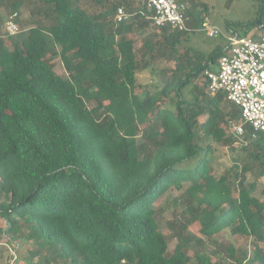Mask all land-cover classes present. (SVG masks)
<instances>
[{"label": "trees", "instance_id": "obj_1", "mask_svg": "<svg viewBox=\"0 0 264 264\" xmlns=\"http://www.w3.org/2000/svg\"><path fill=\"white\" fill-rule=\"evenodd\" d=\"M182 1L198 28L206 10ZM147 15L143 0H0V239L25 264H264V134L230 133L240 111L204 77L226 47L186 55L189 33Z\"/></svg>", "mask_w": 264, "mask_h": 264}, {"label": "built area", "instance_id": "obj_2", "mask_svg": "<svg viewBox=\"0 0 264 264\" xmlns=\"http://www.w3.org/2000/svg\"><path fill=\"white\" fill-rule=\"evenodd\" d=\"M148 9L147 18L156 28L168 26L182 33L207 32L210 38L225 37L226 50L218 60L216 70L206 71L207 93L224 94L240 110L242 124L235 126V135L244 133L248 125L254 132L264 134V36H241L230 31L228 35L205 18L198 28L188 25V7L182 0H143ZM127 18L118 10L116 20ZM19 15L13 13L4 23V34L14 37L20 32Z\"/></svg>", "mask_w": 264, "mask_h": 264}, {"label": "rangeland", "instance_id": "obj_3", "mask_svg": "<svg viewBox=\"0 0 264 264\" xmlns=\"http://www.w3.org/2000/svg\"><path fill=\"white\" fill-rule=\"evenodd\" d=\"M203 8H198L197 11H205L204 18L208 20V23L211 26L218 27L224 35H228L230 32L227 26L232 28L242 29L240 33H244L247 27L246 24L255 23L258 28H253L249 30L248 35L253 37L264 36V28H259L258 21L261 22V25H264V0H197ZM207 7V8H204ZM89 13L93 12V8H86ZM28 18V12L23 10L20 13V22ZM260 18V19H259ZM238 25V26H237ZM241 27V28H239ZM252 27V26H248ZM21 29V28H20ZM4 31V28H3ZM227 41L225 37L219 36L217 38H210L207 32H193L189 33L187 42L183 44L181 51L186 55L192 54H201L207 56L213 49L217 47H226ZM55 71L57 74L62 75L64 73V68L59 59L55 61ZM139 81L142 85L146 86L148 90L154 92L156 90L155 85L157 80L153 74L149 72L139 73ZM230 133H233L231 131ZM230 151L224 147H220L219 150L215 153V172L218 174L224 173L227 168L231 166ZM264 190V178L261 181L257 195L264 197L262 194ZM176 196L175 192L168 193V200H171ZM166 197V199H167ZM166 202V201H165ZM172 209H167L163 214L162 218L164 221H167L172 218L171 214ZM3 224L0 223V227ZM198 225H193L191 230L198 232ZM165 234L169 232L164 230ZM226 239L227 243H232L237 250L251 248L249 240L240 237H231L228 234L224 236H216L218 240ZM176 244V240L172 239L169 243V251L172 252ZM0 264H25L23 258L26 256L27 247H18L15 248L11 244H6L5 240L0 239ZM215 260V259H214Z\"/></svg>", "mask_w": 264, "mask_h": 264}, {"label": "crops", "instance_id": "obj_4", "mask_svg": "<svg viewBox=\"0 0 264 264\" xmlns=\"http://www.w3.org/2000/svg\"><path fill=\"white\" fill-rule=\"evenodd\" d=\"M183 2H184V1H183ZM184 3H185V2H184ZM185 4H186V3H185ZM186 5H187V4H186ZM187 7H188V6H187ZM205 18H206V17H205ZM205 18H204V19H205ZM204 19H203V20H204ZM216 67H217V65H216ZM215 70H216V68H215ZM223 95H224V94H223ZM225 97H226V96H225ZM226 99H227V98H226ZM230 103H231V102H230ZM231 104H232V103H231ZM233 105H234V104H233ZM234 106H235V105H234ZM235 107H236V106H235ZM237 108H238V107H237ZM239 111H240V110H239ZM234 127H235V126H234ZM234 127H233V129H232L233 134H235Z\"/></svg>", "mask_w": 264, "mask_h": 264}, {"label": "water", "instance_id": "obj_5", "mask_svg": "<svg viewBox=\"0 0 264 264\" xmlns=\"http://www.w3.org/2000/svg\"><path fill=\"white\" fill-rule=\"evenodd\" d=\"M260 19V18H259ZM258 26H259V28H264V25H261V22L260 21H258Z\"/></svg>", "mask_w": 264, "mask_h": 264}]
</instances>
